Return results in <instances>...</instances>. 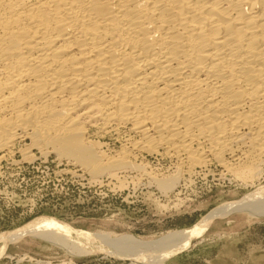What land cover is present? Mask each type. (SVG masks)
Wrapping results in <instances>:
<instances>
[{
	"label": "bare ground",
	"instance_id": "bare-ground-1",
	"mask_svg": "<svg viewBox=\"0 0 264 264\" xmlns=\"http://www.w3.org/2000/svg\"><path fill=\"white\" fill-rule=\"evenodd\" d=\"M52 154L92 182L135 173L165 191L183 171L213 166L222 179L259 184L156 241L100 235L153 264L217 218L264 216V0H0V166ZM146 155L173 160L177 173L158 178ZM26 234L85 252L48 218L0 242Z\"/></svg>",
	"mask_w": 264,
	"mask_h": 264
},
{
	"label": "rangeland",
	"instance_id": "rangeland-1",
	"mask_svg": "<svg viewBox=\"0 0 264 264\" xmlns=\"http://www.w3.org/2000/svg\"><path fill=\"white\" fill-rule=\"evenodd\" d=\"M105 143L106 149L120 148L117 141ZM141 161L158 178L177 173L169 158L146 155ZM66 166L54 154L15 171L0 166V237L48 218L67 226L85 252L73 250V243L67 246L26 234L0 242V264H153L151 253L122 254L100 235L156 241L194 227L215 209L240 201L259 186L244 187L231 176L222 179L211 171L213 166L183 171L175 186L165 191L135 173L118 180L105 175L92 182L91 175L68 173ZM236 212L215 219L202 238L163 264H264V216Z\"/></svg>",
	"mask_w": 264,
	"mask_h": 264
}]
</instances>
